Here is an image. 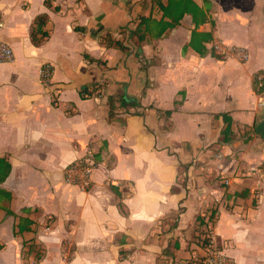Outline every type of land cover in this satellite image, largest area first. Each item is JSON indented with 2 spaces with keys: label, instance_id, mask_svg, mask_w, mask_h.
Instances as JSON below:
<instances>
[{
  "label": "crops",
  "instance_id": "1",
  "mask_svg": "<svg viewBox=\"0 0 264 264\" xmlns=\"http://www.w3.org/2000/svg\"><path fill=\"white\" fill-rule=\"evenodd\" d=\"M192 1L204 23L186 13L139 40L138 18L162 17L153 0H0L13 52L0 62V264H198L210 208V235L234 264H264V0ZM192 30L211 33L202 54ZM215 40L246 60L223 58ZM88 149L90 186L66 183Z\"/></svg>",
  "mask_w": 264,
  "mask_h": 264
},
{
  "label": "built area",
  "instance_id": "2",
  "mask_svg": "<svg viewBox=\"0 0 264 264\" xmlns=\"http://www.w3.org/2000/svg\"><path fill=\"white\" fill-rule=\"evenodd\" d=\"M3 21L0 18V30L3 28ZM212 48L215 52L221 55L223 58L227 56H233L239 60H246L247 52L244 48L229 46L224 44L220 40H215L212 43ZM13 58V52L11 47L4 41L0 40V62L11 61ZM53 74V66L49 63H43L39 69L40 83L46 87L51 84ZM256 91L262 93L264 88V78L261 74H256L254 78ZM259 105H263L264 101L262 97L259 98ZM218 158H221V154H217ZM94 152L88 149L86 154L72 160L64 168V181L68 184L76 185L82 189H87L91 184V172L94 166ZM204 216V215H202ZM214 216L205 215L204 221L208 225L206 233L202 239L205 240V244L202 246L203 259L198 264H234L230 256L224 253L220 245L215 244L211 235L210 227ZM210 224V225H209ZM195 260L197 258L193 257Z\"/></svg>",
  "mask_w": 264,
  "mask_h": 264
},
{
  "label": "trees",
  "instance_id": "3",
  "mask_svg": "<svg viewBox=\"0 0 264 264\" xmlns=\"http://www.w3.org/2000/svg\"><path fill=\"white\" fill-rule=\"evenodd\" d=\"M158 8L162 11V17L160 19H151L150 17L140 16L138 22L134 29V34H136L139 40L144 38V35L148 29L149 23H152L156 28V35L162 34L167 28H171L179 23L180 19L184 14H190L192 23L195 27L199 24H202L206 21L204 12L192 1V0H166V3H163L161 0H153ZM166 17L168 20H164ZM46 21L45 15H40L35 20V25L31 32V39L34 43H39L43 35H45L42 26ZM76 30H81L82 27H76ZM211 38V33L209 32H196L192 30L189 45L193 47L199 53H204V42L208 41ZM113 40L108 38V43L111 44ZM114 44L117 48H123V42L119 40H114ZM88 60H93L88 58ZM263 90V88H262ZM261 90V91H262ZM224 126L220 131L219 142L220 143H229L234 138V131L232 129V121L228 114H222ZM249 194L247 188H243L240 191L233 192V195L237 197H246ZM208 215L213 216L215 213L214 208L208 210ZM200 219L203 217L198 215ZM30 221L26 218H23L18 224V231H23L29 229L27 226ZM199 242L203 246L205 243L204 239H200ZM39 254V253H38ZM39 257V256H38Z\"/></svg>",
  "mask_w": 264,
  "mask_h": 264
},
{
  "label": "rangeland",
  "instance_id": "4",
  "mask_svg": "<svg viewBox=\"0 0 264 264\" xmlns=\"http://www.w3.org/2000/svg\"><path fill=\"white\" fill-rule=\"evenodd\" d=\"M254 202H256V201H254ZM196 258H197L196 259L197 262H200L203 259L202 255H197Z\"/></svg>",
  "mask_w": 264,
  "mask_h": 264
}]
</instances>
